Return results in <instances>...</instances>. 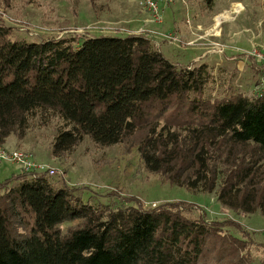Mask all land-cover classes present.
Here are the masks:
<instances>
[{
  "label": "trees",
  "instance_id": "obj_1",
  "mask_svg": "<svg viewBox=\"0 0 264 264\" xmlns=\"http://www.w3.org/2000/svg\"><path fill=\"white\" fill-rule=\"evenodd\" d=\"M212 83L205 64L177 67L143 36L34 42L0 23V146L21 140L33 119L54 118L62 129L53 156L84 136L100 147L125 143L170 185L264 217V91L210 99ZM124 202L91 206L44 173L12 174L0 182V264H249L238 222L188 217L184 202Z\"/></svg>",
  "mask_w": 264,
  "mask_h": 264
},
{
  "label": "rangeland",
  "instance_id": "obj_2",
  "mask_svg": "<svg viewBox=\"0 0 264 264\" xmlns=\"http://www.w3.org/2000/svg\"><path fill=\"white\" fill-rule=\"evenodd\" d=\"M139 2L95 0L91 6L88 0H10L4 6L0 0V12L12 21L0 17V23L11 29L12 38L34 42L70 35L78 39L124 37L140 35L141 30L171 64L207 66L213 77V83L204 89L207 98L232 94L252 98L264 91V0H156L159 23ZM21 27L25 31H19ZM248 52L255 54L244 57ZM61 129L57 119L44 124L33 119L21 140L11 135L1 147L30 154L33 163L45 166L50 184L75 189L81 201L91 206L120 207L128 198L138 200L144 208L184 202L192 206L184 213L188 217L195 218L201 211L208 221L238 222L248 236L245 250L253 264L264 257V217L257 212H234L220 206L212 193L170 185L147 171L136 149L125 143L100 147L84 136L68 152L53 156L52 141ZM20 171L10 162H0V182ZM76 222L59 227L64 231ZM223 230L241 238L232 227Z\"/></svg>",
  "mask_w": 264,
  "mask_h": 264
},
{
  "label": "built area",
  "instance_id": "obj_3",
  "mask_svg": "<svg viewBox=\"0 0 264 264\" xmlns=\"http://www.w3.org/2000/svg\"><path fill=\"white\" fill-rule=\"evenodd\" d=\"M139 4L151 16L154 22L156 23L160 22V14H159V9H158L156 0H140ZM0 17L3 21L7 23H12V21L8 19L2 12H0ZM19 31L23 32L25 30L21 27ZM139 32H140L139 33L140 35L137 34L133 36H143V32L141 30H139ZM254 54H255L254 52H248L245 55L243 54V56L246 58H251L250 55H254ZM239 55H240V52H239ZM2 161H7V162L14 164L15 166L23 170L20 172L29 173L31 178H34L35 176L41 173L45 174V171L47 170L44 165L33 163L31 161L30 154L23 152V151H18V150L5 151L0 146V162ZM48 173L52 175L53 171L49 170ZM199 217L202 219L203 222H208V220H206L205 216L203 215L201 211L199 212Z\"/></svg>",
  "mask_w": 264,
  "mask_h": 264
},
{
  "label": "crops",
  "instance_id": "obj_4",
  "mask_svg": "<svg viewBox=\"0 0 264 264\" xmlns=\"http://www.w3.org/2000/svg\"><path fill=\"white\" fill-rule=\"evenodd\" d=\"M5 145V144H3ZM240 224V223H239ZM262 245V244H259ZM254 261H251L250 257H249V264H253ZM256 264H264V257H259V259H257V263Z\"/></svg>",
  "mask_w": 264,
  "mask_h": 264
}]
</instances>
